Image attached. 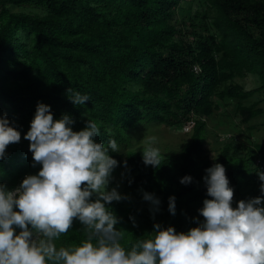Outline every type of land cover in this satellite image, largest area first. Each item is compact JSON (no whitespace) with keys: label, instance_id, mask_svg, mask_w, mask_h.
Segmentation results:
<instances>
[{"label":"trees","instance_id":"16d2710c","mask_svg":"<svg viewBox=\"0 0 264 264\" xmlns=\"http://www.w3.org/2000/svg\"><path fill=\"white\" fill-rule=\"evenodd\" d=\"M181 1L0 0V116L21 135L0 159V185L10 191L23 177L38 174L41 165L33 167L24 135L42 103L54 119L69 115L73 131L95 121L100 128L96 142L106 146L109 139L125 142L127 129L140 122L191 120L177 156L161 154L158 167L144 164L147 147L128 148L123 154L109 151L129 172L124 178L129 199L105 205L119 218L115 227L125 231L121 244L126 250L138 240L151 239L155 224L177 233L199 226L204 218L198 210L211 199L205 169L216 163L226 170L233 208L256 197H262L264 207V182L258 176L264 168L255 162L264 158V141H254L239 153L242 145L227 139L213 161L201 156L205 119L218 100L230 98L240 121L263 111L264 0H188L195 2L188 18L174 19ZM24 3L42 12L9 6ZM246 73H255L259 84L244 88L231 81ZM69 88L89 101L73 105ZM184 176L192 182L181 184ZM145 192L159 205L144 200ZM169 197L175 198L174 215L168 210ZM82 229L74 219L57 247L80 245L86 239Z\"/></svg>","mask_w":264,"mask_h":264},{"label":"clouds","instance_id":"9594fccd","mask_svg":"<svg viewBox=\"0 0 264 264\" xmlns=\"http://www.w3.org/2000/svg\"><path fill=\"white\" fill-rule=\"evenodd\" d=\"M73 105L89 101L71 88ZM69 115L54 119L48 105L38 103L24 139L29 141L37 175L26 176L12 191L0 185V264H264V207L262 197L240 200L232 207L234 192L226 170L216 163L205 169L207 195L199 214V226L187 233L154 225L151 239L138 240L130 250L121 244L124 230L119 218L107 208L113 201L129 199L108 185L118 162L109 151L121 152L114 139L107 146L96 142L100 128L87 120L73 131ZM20 133L0 116V159L8 145L18 143ZM156 137L142 153L145 165L158 167L161 153L153 147ZM264 182V173H258ZM192 182L190 176L181 184ZM131 183V181H129ZM264 193V183L261 184ZM95 197V199H93ZM152 205L160 201L143 193ZM174 197L168 210L175 214ZM74 219L82 225L86 239L78 246L57 247L56 241L69 232ZM19 228V233L15 232Z\"/></svg>","mask_w":264,"mask_h":264},{"label":"rangeland","instance_id":"374dc122","mask_svg":"<svg viewBox=\"0 0 264 264\" xmlns=\"http://www.w3.org/2000/svg\"><path fill=\"white\" fill-rule=\"evenodd\" d=\"M179 5L175 9L172 17L174 19H187L195 2L193 1L190 5L188 0H182ZM9 6L10 9L16 11L42 12V8L27 3L19 5L10 4ZM188 34L189 32H186V35ZM231 81L238 82L244 88H252L259 84L258 77L255 73L234 76ZM255 94L261 96V92ZM260 105L263 108L260 114L249 118L247 121H240L239 115L235 110L234 102L230 98L218 100V107L205 119L206 130L201 156H207L213 161L220 147L227 139L236 145H242L240 146L239 153H243L245 146H249L254 141H264V101H261ZM182 125H165L163 123L149 121L140 122L138 125L127 129V139L125 142L117 143L120 146V154H123L128 148L148 147L149 138L156 137V143L151 146L158 148L161 154H168L172 158H175L189 134V130H183ZM128 175L127 166L118 163L112 171L108 185L109 190L115 188L119 194L124 196V178ZM20 184L15 185L10 191L18 188Z\"/></svg>","mask_w":264,"mask_h":264},{"label":"built area","instance_id":"2783aa9c","mask_svg":"<svg viewBox=\"0 0 264 264\" xmlns=\"http://www.w3.org/2000/svg\"><path fill=\"white\" fill-rule=\"evenodd\" d=\"M194 69H197V65L194 66ZM191 123H192L191 120L188 121V122L183 123V125H182V129H183V130H189ZM255 162L258 164V166H259L260 168H264V158H259V157H257V158L255 159Z\"/></svg>","mask_w":264,"mask_h":264}]
</instances>
